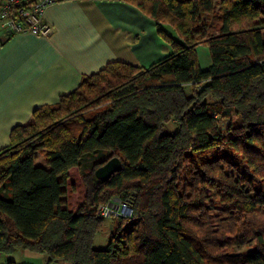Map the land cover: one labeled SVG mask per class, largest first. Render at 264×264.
<instances>
[{
	"label": "trees",
	"instance_id": "1",
	"mask_svg": "<svg viewBox=\"0 0 264 264\" xmlns=\"http://www.w3.org/2000/svg\"><path fill=\"white\" fill-rule=\"evenodd\" d=\"M122 1L155 21L170 53L146 67L110 61L11 129L0 149V253L45 264H264V0ZM112 157L121 169L97 180ZM86 160L70 209L69 170ZM113 199L131 214L111 218L95 249L98 208ZM250 240L251 251H228Z\"/></svg>",
	"mask_w": 264,
	"mask_h": 264
},
{
	"label": "crops",
	"instance_id": "2",
	"mask_svg": "<svg viewBox=\"0 0 264 264\" xmlns=\"http://www.w3.org/2000/svg\"><path fill=\"white\" fill-rule=\"evenodd\" d=\"M43 22L46 36L0 28V149L36 108L55 104L108 62L146 67L170 53L155 21L122 0H58Z\"/></svg>",
	"mask_w": 264,
	"mask_h": 264
},
{
	"label": "rangeland",
	"instance_id": "3",
	"mask_svg": "<svg viewBox=\"0 0 264 264\" xmlns=\"http://www.w3.org/2000/svg\"><path fill=\"white\" fill-rule=\"evenodd\" d=\"M213 17V16H211ZM168 29V30H167ZM164 31L169 35H174L173 30L170 27H165ZM196 54L199 66L201 69H206L209 65V52L207 47H197ZM176 126L172 121L165 124V130H175ZM43 163L45 165L44 158L38 155L37 164ZM89 162L86 160L80 165V169L71 168L69 171L68 185H67V205L70 209H74L80 202L83 196V186L81 183V171L86 170ZM112 202L118 203L117 199H113ZM216 214V213H215ZM113 219L104 218L101 228L95 234L92 240V246L95 249H104L108 242V235L113 228ZM255 240L247 241V243L240 247L230 248L228 251L234 254L249 252L255 247ZM12 260L16 264H45L46 256L36 253H30L26 251L16 250L11 255H5L0 253V264H4L6 260ZM60 264H69L67 262H60Z\"/></svg>",
	"mask_w": 264,
	"mask_h": 264
},
{
	"label": "built area",
	"instance_id": "4",
	"mask_svg": "<svg viewBox=\"0 0 264 264\" xmlns=\"http://www.w3.org/2000/svg\"><path fill=\"white\" fill-rule=\"evenodd\" d=\"M58 0H1L0 28L4 35L32 33L46 36L48 26L43 22L45 9ZM99 213L105 218L128 217L131 208L123 203H104L99 206Z\"/></svg>",
	"mask_w": 264,
	"mask_h": 264
},
{
	"label": "water",
	"instance_id": "5",
	"mask_svg": "<svg viewBox=\"0 0 264 264\" xmlns=\"http://www.w3.org/2000/svg\"><path fill=\"white\" fill-rule=\"evenodd\" d=\"M120 169V160L117 157H112L105 164L95 169L94 176L97 180L106 181L113 173Z\"/></svg>",
	"mask_w": 264,
	"mask_h": 264
}]
</instances>
